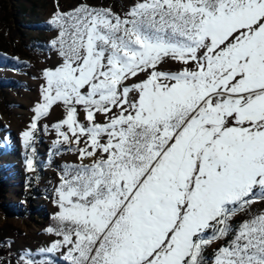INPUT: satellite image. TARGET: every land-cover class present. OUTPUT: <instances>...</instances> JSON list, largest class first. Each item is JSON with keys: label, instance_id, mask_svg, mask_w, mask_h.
Segmentation results:
<instances>
[{"label": "snow or ice", "instance_id": "6c2138e0", "mask_svg": "<svg viewBox=\"0 0 264 264\" xmlns=\"http://www.w3.org/2000/svg\"><path fill=\"white\" fill-rule=\"evenodd\" d=\"M56 7L61 61L22 135L31 147L63 104L57 144L80 163L60 177L47 231L61 239L47 251L68 264H264V210L251 211L264 204V0Z\"/></svg>", "mask_w": 264, "mask_h": 264}, {"label": "rangeland", "instance_id": "374dc122", "mask_svg": "<svg viewBox=\"0 0 264 264\" xmlns=\"http://www.w3.org/2000/svg\"><path fill=\"white\" fill-rule=\"evenodd\" d=\"M135 0H0V54L21 68L0 70V81H13L11 88L0 89V264H22L21 258L35 264H46L49 259L35 260L33 256L61 239L49 233L56 227L58 211L56 189L65 170L80 163L77 153L51 154L49 146L58 145L54 125L65 118L63 104L54 105L40 119L31 147L26 148L23 132L28 130L34 109L43 103V71L56 67L61 58L51 47L55 32L48 21L57 10L72 12L82 3L95 8H111L123 14ZM161 70H175L171 65ZM79 111V110H78ZM83 121V112L80 111ZM75 147V145H72ZM32 147L36 151L32 152ZM34 160V171H29L26 160ZM264 210V204L253 205L252 213ZM47 218H46V217ZM248 218L244 213L234 217L238 223ZM219 243V242H218ZM61 260L60 251L49 252ZM67 262V261H66Z\"/></svg>", "mask_w": 264, "mask_h": 264}, {"label": "trees", "instance_id": "16d2710c", "mask_svg": "<svg viewBox=\"0 0 264 264\" xmlns=\"http://www.w3.org/2000/svg\"><path fill=\"white\" fill-rule=\"evenodd\" d=\"M21 67H23L22 64H14L8 58H6L4 55L0 54V70H11L14 68H21ZM13 85H14L13 81H4V80L0 81V89L1 88H11ZM37 131H40L39 126H38ZM70 147L74 148L73 146H67V147L62 149V148H59L57 145H52V146H49L48 149L50 150L51 154H63V153H67L69 151H72V150H70ZM1 153H2V150H0V155H1ZM33 258L35 260L49 259L46 262V264H68V262L59 259L54 254L49 253V252H42L39 254H35L33 256Z\"/></svg>", "mask_w": 264, "mask_h": 264}]
</instances>
